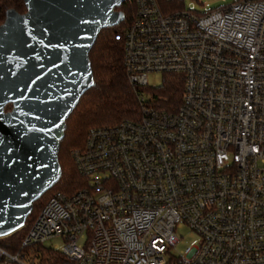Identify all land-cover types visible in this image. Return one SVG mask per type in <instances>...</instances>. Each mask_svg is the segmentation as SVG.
<instances>
[{
    "label": "built area",
    "instance_id": "1",
    "mask_svg": "<svg viewBox=\"0 0 264 264\" xmlns=\"http://www.w3.org/2000/svg\"><path fill=\"white\" fill-rule=\"evenodd\" d=\"M132 1L114 34L127 78L182 74L179 106L140 91L136 119L90 127L72 151L86 185L52 193L0 264H264V0ZM183 227L197 246L173 251Z\"/></svg>",
    "mask_w": 264,
    "mask_h": 264
},
{
    "label": "water",
    "instance_id": "2",
    "mask_svg": "<svg viewBox=\"0 0 264 264\" xmlns=\"http://www.w3.org/2000/svg\"><path fill=\"white\" fill-rule=\"evenodd\" d=\"M23 1L26 12L8 9L0 25V237L58 180L66 118L94 84L89 50L124 18V0Z\"/></svg>",
    "mask_w": 264,
    "mask_h": 264
},
{
    "label": "trees",
    "instance_id": "3",
    "mask_svg": "<svg viewBox=\"0 0 264 264\" xmlns=\"http://www.w3.org/2000/svg\"><path fill=\"white\" fill-rule=\"evenodd\" d=\"M164 7L166 11L183 8L180 0H169L165 2ZM8 9L19 13L26 12L23 0H0V25L4 22ZM115 9L123 12L124 18L117 24L101 28L98 32L88 54L94 84L80 96L66 118L64 135L57 152L60 176L49 189L33 201L23 226L0 238V244L9 249L16 248L24 232L52 193L60 191L69 194L86 185V178L79 174L72 153L69 156V149L73 146V150L83 146L90 127L114 125L125 118L136 119L140 112L136 95L140 91L149 94V103L157 109L173 111L181 102L184 86L182 74L163 73L162 83L156 87L135 86L129 82L123 67L122 42L115 40L114 34L130 23L134 13L133 1L124 0ZM11 109V103L4 107L5 111ZM49 192L51 193L46 201L34 213L36 204ZM48 254L62 260L58 252L48 251Z\"/></svg>",
    "mask_w": 264,
    "mask_h": 264
},
{
    "label": "rangeland",
    "instance_id": "4",
    "mask_svg": "<svg viewBox=\"0 0 264 264\" xmlns=\"http://www.w3.org/2000/svg\"><path fill=\"white\" fill-rule=\"evenodd\" d=\"M182 3V6L185 8H191L193 7L196 11L203 12L209 9H216L219 7H222L224 5H227L235 0H180ZM121 15L119 13L116 15L117 18H119ZM162 83V74L156 73L154 76L152 74H148V86L149 87H156L159 86ZM147 96V93H146ZM73 147L69 149V156L73 151ZM51 192H49L41 201H39L38 204L35 206L34 213L38 211V209L41 207V205L46 201V198L50 195ZM177 236L179 237L181 242H178L175 250L173 251H180L184 249L186 246L195 247L198 243V237L193 236L190 233V230L187 227L179 228L176 231ZM83 241L80 240V243ZM51 245H57V248L59 249L61 244L60 240L58 238H52L51 240H48L44 243L45 247H50Z\"/></svg>",
    "mask_w": 264,
    "mask_h": 264
},
{
    "label": "bare ground",
    "instance_id": "5",
    "mask_svg": "<svg viewBox=\"0 0 264 264\" xmlns=\"http://www.w3.org/2000/svg\"><path fill=\"white\" fill-rule=\"evenodd\" d=\"M96 25H97V23H96ZM48 134H49L50 136H56V135H57L56 131H49Z\"/></svg>",
    "mask_w": 264,
    "mask_h": 264
}]
</instances>
